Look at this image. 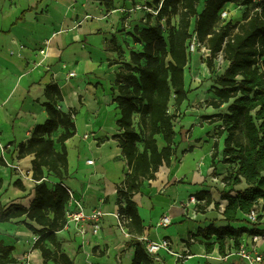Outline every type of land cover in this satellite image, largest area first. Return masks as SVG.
<instances>
[{
	"label": "crops",
	"instance_id": "crops-1",
	"mask_svg": "<svg viewBox=\"0 0 264 264\" xmlns=\"http://www.w3.org/2000/svg\"><path fill=\"white\" fill-rule=\"evenodd\" d=\"M143 2L114 0L113 8L107 9L103 0H0V136L3 142L11 145L5 158L8 166L0 164V179L3 181L0 197L4 204L18 203L26 207L35 197L36 182L32 178L34 156L18 159L17 145L27 142L34 128L48 118L42 105L46 100L45 85L55 80L65 98L59 102V107L64 111L70 108L78 111L75 116L78 132L69 139L76 141L72 154L69 140L66 143L70 174L65 184L74 192L72 205L77 206L79 202L105 212L98 233L90 223L80 228L73 223L67 224L65 229L57 232L62 251L74 259L75 264H131L135 256V248L129 246L131 234L123 232L114 215L119 208L117 185L129 171L128 161L114 137L102 147L97 146L92 137L83 138L78 120L87 111L94 119L89 132L102 136L109 131L108 116L112 110L115 113L114 124L119 130L120 110L114 98L118 94L115 81L122 61L118 59L116 49L123 47L125 41H131L118 29L122 19L129 16L127 11L134 9L133 4L140 7ZM23 12L25 19L14 25ZM195 55L191 57L185 73L189 98L180 108L174 99L170 103V112L178 113L175 122L176 154L172 157V164L162 166L155 180H146L134 200L143 219L144 235L152 241L168 238L175 251L171 254L162 249L159 252L162 261L153 264H250L240 255L235 239L229 240V253L222 255L218 244L208 252L206 239L198 233L201 226L212 223L214 219L218 227L230 224L223 214L227 201L222 199L221 193L231 189L232 186L227 185L223 178L235 165L222 161L227 136V133L219 134L222 121L211 123L214 118H209L225 113V105L216 109L207 103L217 98L209 89L210 83L213 82V86L215 83L213 80L204 82L209 73L200 56V64L194 63ZM228 65V61L223 63V72ZM191 74H200V84L190 82ZM180 116L185 117L180 119ZM63 131L62 127L59 128L52 138L56 141ZM86 142L92 152H85ZM215 143L218 144L216 174L212 165ZM55 146L61 149V144L56 142ZM190 148L193 150L189 151ZM92 154H97L99 160L92 159L94 164H89L91 159H86V156ZM52 179L59 182L53 176L47 180ZM16 180H21L24 188L15 185ZM246 187V182L235 185V189ZM202 190L212 193L221 205L220 210L214 204L206 209L198 208L199 204L205 203L196 197ZM163 216L171 219L167 227L159 226ZM238 218L242 221L232 223L233 226L253 228L248 223L247 214L239 211ZM22 220L21 217L0 223V240L15 246L12 256L17 263L12 264H43L41 251L33 247L38 236ZM258 228L264 229V221ZM191 237L195 241H191ZM215 240L216 236L211 241ZM238 243L264 257L263 235L254 240L252 235L244 233L238 238ZM47 244L54 248L50 242ZM181 254L186 255L180 257Z\"/></svg>",
	"mask_w": 264,
	"mask_h": 264
},
{
	"label": "trees",
	"instance_id": "trees-1",
	"mask_svg": "<svg viewBox=\"0 0 264 264\" xmlns=\"http://www.w3.org/2000/svg\"><path fill=\"white\" fill-rule=\"evenodd\" d=\"M202 1L155 0L159 6L157 14H148L145 28L135 27L133 37L144 45L143 50H131L130 60L122 61L117 73L115 86L118 94L114 101L120 110L117 120L120 132L114 138L118 140L129 166L125 179L117 185V193L121 211L130 218L127 224L132 237L129 246L135 248L131 264H153L139 239L144 235L145 227L134 197L146 180L157 178L162 166L172 164V157L176 154L175 121L178 113L170 112V103L174 99L180 108L189 98L185 73L191 60L187 42L192 37L190 29L193 24L199 40L212 51L209 68H215V58L220 52L229 62L224 72L223 68L220 70L213 86L217 98L207 103L216 109L228 105L225 113L209 118L222 121L219 134L227 133L222 161L235 165L223 178L232 187L221 193L222 199L227 201L223 214L230 224L218 227L214 219L201 226L198 233L206 239L208 252L218 244L222 255L229 253L231 239L236 240L235 246L240 250L242 246L238 238L244 233L264 236V229L258 228L264 221V3L261 12H253L250 0H205V6L200 10ZM103 3L107 9L114 6V0H103ZM229 3L245 7L243 22L233 24L229 20L223 24L221 11ZM174 18H177L176 24ZM24 19L25 12L14 25ZM116 50L120 55L123 52L121 47ZM45 98L42 105L48 118L34 128L27 142L17 145L18 159L34 156L35 197L29 207L18 203L4 204L0 197V223L22 217L24 225L38 236L33 247L41 251L43 264H75V260L62 251L57 232L68 224L67 205L71 196L65 184L70 174L66 143L78 132L75 121L78 111L76 108L64 111L59 107V102L65 98L55 80L45 85ZM61 127L64 131L55 141L52 135ZM56 142L61 144L60 150L56 149ZM217 148L215 143L212 164L215 174ZM0 164L8 166L4 159H0ZM50 176L59 182L50 185L47 180ZM243 182H246V188L235 189V185ZM2 184L0 179V188ZM15 185L24 188L21 180H16ZM196 197L199 202L205 201L204 205L199 204V209H206L211 204L217 210L221 209L209 190H202ZM254 209L258 210V221L251 223L248 215ZM239 211L247 214L252 229L232 225L242 221L238 218ZM215 236L216 240L212 242ZM14 249V245L0 240V264L17 263L12 256Z\"/></svg>",
	"mask_w": 264,
	"mask_h": 264
},
{
	"label": "built area",
	"instance_id": "built-area-1",
	"mask_svg": "<svg viewBox=\"0 0 264 264\" xmlns=\"http://www.w3.org/2000/svg\"><path fill=\"white\" fill-rule=\"evenodd\" d=\"M252 6H253V12H261L262 11V4L264 3V0H250ZM236 5V3H233ZM238 7V5H236ZM240 7H243L242 5H239ZM221 16L223 19H227L230 17L229 9L228 7H224L221 11ZM191 35L192 37L187 42V51L191 55V57L195 54H199L200 59L202 63L205 65L207 72L210 74L211 70L208 66V60L212 58V51L209 48V46L203 42H201L198 38L197 32L195 31L194 24L192 25L191 29ZM42 52H45L44 50ZM14 51L12 52V54ZM225 62L224 55L222 52L218 54V56L215 58V68L217 70H222L223 63ZM74 73H71V76H73ZM192 83L200 84L202 81L200 74H194L192 76ZM94 135V134H92ZM86 137H89V134L86 135ZM11 150V145L9 143H5L2 141L0 136V157H2L4 160L6 158V155ZM6 161V160H5ZM89 164H94V160H88ZM71 199L67 205V221L68 224H75L76 226H82L90 223L93 228L94 232L98 233L101 229V222L102 218L105 215V212L101 208H88L83 206V204L79 203L77 206H73V202L75 200L74 192L71 189H68ZM193 201H196L195 198H193ZM116 219L118 220L119 227L125 232L127 235H130L128 231L127 224L130 221V218L126 215V213H123L120 209V207L117 209L116 213L114 214ZM258 210L254 209L249 215L248 219L251 223H256L258 221ZM171 224V219L169 216H163L161 219V222L159 223V226H169ZM254 240H258L260 236H253ZM139 239L142 241L147 253L149 254L150 258L153 262H159L162 261V257L160 256L159 252L162 249H166L169 253L175 254L174 249L171 247V241L168 238H164L160 241H152L150 238H148L146 235H142L139 237ZM191 241H195L194 237H191ZM187 251V249H186ZM240 255L243 256L250 264H261L263 262V256L261 254H255L253 251L249 250L247 247H241L239 250ZM186 254H181L180 257H185Z\"/></svg>",
	"mask_w": 264,
	"mask_h": 264
},
{
	"label": "rangeland",
	"instance_id": "rangeland-1",
	"mask_svg": "<svg viewBox=\"0 0 264 264\" xmlns=\"http://www.w3.org/2000/svg\"><path fill=\"white\" fill-rule=\"evenodd\" d=\"M134 1V0H133ZM155 0H144L143 3H141V6L139 7L138 5H136V3H134L133 5L134 6V9L131 8L129 9L127 12L129 14V16L127 18H123L122 19V22H121V26H119V29H118V32L119 33H124L127 35L128 38H130V43L129 42H124L123 43V47L121 48H124L123 49V52L122 54L120 55L119 52H118V55H119V60L120 61H125V60H130V53H131V50H136V51H142L143 48H144V45L139 43V42H136L135 39H134V35H135V27H139L140 29H143L146 27V20H147V16L148 14H153V15H156L157 12H158V4L154 2ZM205 0H203L200 5H199V9L201 10L204 6H205ZM239 2H242V0H239ZM237 5V4H236ZM235 4H228L227 7L229 9V13H230V17L227 18V19H223L224 23L228 22L229 20L233 22V24H237V23H240V22H243L244 21V18H243V13L246 11L245 7H240L238 5V7L236 6ZM123 17V15H122ZM173 23L176 24L177 23V18H174L173 19ZM121 27V28H120ZM168 32L165 33V37L168 39ZM123 38H126L125 36H123ZM208 66H209V62H208ZM210 67V66H209ZM211 72L210 74H208V77H206L204 79V82H208V81H211L213 80L214 83H216V78L219 76V74L221 73L220 70H217L216 68H210ZM188 74L190 75V73L188 72ZM192 76V74H191ZM190 82H192V79L190 80ZM204 84V83H203ZM213 82L210 83V87L209 89L211 91H213ZM82 103V102H81ZM88 106V105H87ZM228 105H225L224 107V111H226V108H227ZM173 108H174V105L171 106V110L173 111ZM180 114H183L180 112ZM185 116H180L179 118L180 119H183ZM114 118H115V113L114 111H110L109 113V116H108V127H109V131L105 134V135H98V136H95L92 135L93 133H90L89 131H91L92 129V125H91V122L93 124V118L90 117L89 113L87 111H85L81 117H79V127H80V133H81V136L83 138H94V140H96L97 142H95V144L97 146H100L102 147L104 145V143L106 141H109L110 139H112L114 137V134L113 133H117L119 132L118 128L116 127V125L114 124ZM216 120L213 119L212 121H210L211 123L215 122ZM177 122V120L175 121ZM190 123L192 122L193 125H195L196 123H194L193 121H189ZM179 123L181 124V121H179ZM185 124H188V122H186ZM176 125V123H175ZM184 126V124H183ZM183 129V128H182ZM88 131V132H86ZM89 134V137H86V135ZM241 136H243L242 132L239 133ZM89 139L88 142L90 140ZM83 141V139H82ZM83 143H81L82 145ZM114 144V143H113ZM88 143L86 142V150L85 152H92L91 148L89 147L88 149ZM94 153V152H93ZM97 154L95 155H87L86 156V159H97L99 160V158H96ZM48 183L50 185H53L55 184V180L52 179V180H48ZM248 248V247H247ZM249 249V248H248ZM262 255V254H261ZM263 256V255H262ZM263 261H264V257H263Z\"/></svg>",
	"mask_w": 264,
	"mask_h": 264
},
{
	"label": "bare ground",
	"instance_id": "bare-ground-1",
	"mask_svg": "<svg viewBox=\"0 0 264 264\" xmlns=\"http://www.w3.org/2000/svg\"><path fill=\"white\" fill-rule=\"evenodd\" d=\"M194 63H195L196 65H199V64H200V62H199V54H196V55H195ZM203 67H204V65H203ZM68 142H69V148H70V150H71V154H72V150H73V148H74V146H75V144H76V141H75V140H69Z\"/></svg>",
	"mask_w": 264,
	"mask_h": 264
}]
</instances>
